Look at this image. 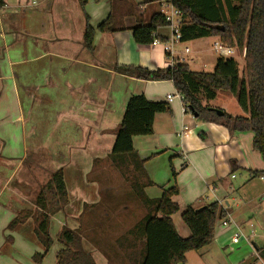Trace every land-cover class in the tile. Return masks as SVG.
<instances>
[{
    "label": "crops",
    "instance_id": "crops-1",
    "mask_svg": "<svg viewBox=\"0 0 264 264\" xmlns=\"http://www.w3.org/2000/svg\"><path fill=\"white\" fill-rule=\"evenodd\" d=\"M25 1L29 0H0V158L3 161L15 160L12 170L8 173V179L23 165L28 150L44 156L40 167L48 166L46 170L49 178L52 172L62 169L67 189L68 163H58L53 156L62 154L64 148L67 149L66 154H69V149L73 152L77 149V154H84L86 146L89 148L86 140H91L93 147H103L104 159L109 164L103 160L102 170L107 172L109 169H115L119 173L107 159V155L111 152L127 99L132 94H142L148 101L165 102L168 106L167 111L154 116L150 135L132 138L133 150L143 162V168L152 183L144 187L145 195L149 199H155L161 195L162 188L177 187L178 193L173 197V201L178 205L179 211L171 215V220L176 232L183 238L188 237L190 232L181 220V212L187 206L199 208L212 202L218 203L241 233L240 241L231 244L230 238L236 229L233 225L223 226L220 219L217 220L212 241L198 251L187 252L183 264H190V258L191 264H241L243 259L232 262L230 255L236 258L242 255L246 247L252 250L254 260L264 264V249L257 248L252 241L256 229L250 222L251 217L246 216L247 213L242 215L246 208L240 209L239 205L235 204V207L240 209L237 212L233 211L230 205L236 198V193H240L243 199L246 198L248 187L253 184L255 177L259 176V180L264 181V173H259L264 170V162L251 146L253 134L230 131L223 125L201 121L191 111H187L182 100L177 97L167 101L166 95L177 93L169 80L136 79L115 71V66H142L156 70L166 69L176 63L187 64L185 57L190 53L189 48L184 46L182 51H176L175 46L197 42L200 38L174 42L169 52L172 58L169 59L163 47V43L168 42L171 37L169 27L158 30L157 33L163 41L155 45L136 44L131 35L132 28L148 23L154 13L166 15L160 9L163 5L167 6L166 2H154L156 7L152 9L150 3L141 4V0H105V3H102V0L100 3L90 4L88 23L95 31L92 48L87 50L83 45L85 19L79 12L77 0H44L39 13H31L30 7L24 4ZM146 11L149 12L145 16ZM109 13L114 16L116 29L98 31L96 26L105 20ZM127 15L131 20L126 23L124 20ZM204 38H213L215 41L218 37ZM13 44H16L15 49L10 50ZM229 47L232 49L230 58L235 60L238 73L243 76L244 49L239 51L236 47ZM236 50L238 55H235ZM198 51L201 52L196 48L193 53L199 54ZM190 62L193 60L190 59ZM53 94H56V97H53ZM226 101H230L232 109ZM234 101L236 102L231 94L218 91L214 99L204 101L203 104L212 109H220L231 116H246ZM37 103L40 104L37 107L43 108L40 112L44 123L49 124L55 120L68 126L67 129L63 127L66 133L64 138L68 142L64 141L62 147L57 146L56 153L51 143L39 141L42 134H39L40 129L34 117L29 129L30 134L25 133L26 117L32 116V109ZM94 139L96 143L92 142ZM2 170L3 164H0V171ZM238 170L244 173L241 174L240 180L233 182ZM115 175L117 176L113 179L116 180V188L131 191L129 182L120 173ZM28 181L29 179L25 178L24 183L28 184ZM1 190L2 188L0 195ZM12 194L16 197V209H6L5 213H1L4 208H0V229L3 231L20 210L35 208L31 197L26 200L17 192ZM262 195L264 191L257 193V196ZM71 201L68 197L67 204L62 208L64 211L71 208ZM22 202L25 205H22ZM97 202L98 200L83 201L80 211L76 210L77 221L80 228L83 227L82 234H88L89 239L92 237L91 242H96L102 233L96 228L101 227V223L94 224V219L89 218L98 217L102 222L110 215L106 210H102V216L96 212ZM137 202L142 211L137 208L139 214L136 217L133 211L135 207L122 204L118 206L119 213H128V217H118L116 224L111 223L110 231H105L111 236L110 241L124 254V260L121 255V258H117L118 262L120 260L123 264H133L132 259L127 258L133 240L129 231L145 214V208L138 200ZM24 224L26 222L12 231L15 232ZM87 224H94V233L90 232V226ZM30 228L33 232V227ZM12 231L6 228V234L0 236V250L12 249ZM78 235L80 236L79 232ZM80 240L83 249L89 252L90 242H87L86 247V241L81 238ZM32 241L35 243L37 240L33 237ZM25 245L23 243L22 248H25ZM34 253L29 249L27 254L30 262L26 260V264H32ZM92 257L98 264L95 256Z\"/></svg>",
    "mask_w": 264,
    "mask_h": 264
},
{
    "label": "trees",
    "instance_id": "trees-1",
    "mask_svg": "<svg viewBox=\"0 0 264 264\" xmlns=\"http://www.w3.org/2000/svg\"><path fill=\"white\" fill-rule=\"evenodd\" d=\"M84 6L88 0H78ZM99 2L100 0H94ZM141 0V4L170 2L180 14V41L216 36L223 43L244 49L245 70L238 73L233 58L219 57L212 72L195 71L185 63H176L166 69L150 70L142 66H115V71L136 79L172 82L176 92L182 96L185 109L195 113L204 122L223 125L230 131L251 132V146L264 162V0ZM169 24L162 13L151 15L148 23L131 29L136 44L150 45L153 40L163 41L158 30ZM101 32L114 31L111 14L96 26ZM95 29L85 19L83 45L91 50ZM218 91L231 94L246 116H231L225 112L217 115L204 101L215 98ZM168 110L165 102L148 101L144 95L132 94L126 101L124 113L115 132V139L107 159L129 182L132 194L145 208L143 218L129 231L133 240L127 258L133 264H178L185 262L189 251H198L213 238L214 225L225 216L216 202L199 208L187 206L180 214L189 236L178 235L171 215L179 211L173 201L176 186L162 188L158 198L149 199L144 187L152 185L143 162L132 147L133 136L150 135L152 122L157 113ZM258 173V172H257ZM259 173H264L262 170ZM174 178V172L172 171ZM68 196L62 169L50 174L49 180L34 198L37 211L20 210L8 223L9 230L35 216L33 229L43 252L32 255V264L41 261L51 247L48 235L49 218L61 211ZM8 238V237H7ZM60 248L55 254V264H96L92 254L83 249L78 233L62 227L57 235Z\"/></svg>",
    "mask_w": 264,
    "mask_h": 264
},
{
    "label": "rangeland",
    "instance_id": "rangeland-1",
    "mask_svg": "<svg viewBox=\"0 0 264 264\" xmlns=\"http://www.w3.org/2000/svg\"><path fill=\"white\" fill-rule=\"evenodd\" d=\"M95 2L94 0H88L84 6H81L79 1L78 3V9L82 16H84V19H86L89 9L91 8L90 4H97L100 3ZM44 0H29L25 1L24 4L30 7V12L32 13H39V9H41L43 5ZM92 2V3H91ZM40 3V4H39ZM102 3H105V0L102 1ZM237 3V0L234 1V4ZM33 4V6H32ZM151 8H155L156 4L150 3ZM87 6V8H86ZM161 11H163L165 14L169 13V8L166 5H163L160 7ZM149 11L145 12V16ZM110 14V13H109ZM113 19L114 16L111 14ZM131 19H129V16L127 15L125 18V22H130ZM213 38H200L197 40V42H191V43H184V44H178L175 46L176 51H182L184 46H187L190 50V53L187 54L185 57L186 63L189 65L191 69H194L195 71H203V72H212L215 68L217 59L219 57H222L219 53L215 52L213 49ZM196 44V45H194ZM15 45L13 44L9 49L11 48L14 50ZM200 49L201 52L199 54L193 53L196 48ZM235 55H238V50L235 51ZM196 57V58H195ZM228 57L230 56H223ZM190 59L193 60V62H190ZM57 93V92H56ZM5 98V96H3ZM53 97H56V94H53ZM59 98L60 96L57 95ZM218 100V99H217ZM221 100V98L219 99ZM228 107L232 109V104L230 101H226ZM235 102V101H234ZM236 103V102H235ZM234 103V104H235ZM218 104H220L218 102ZM40 106V104H36L35 107L32 109L33 114L32 116L26 117V123H25V133L28 135L29 129L31 127L32 118L34 117L35 123L37 124L38 128L40 129V133L42 134V138H40L42 143L49 144L51 143L54 148V153H56L55 149L61 146V144L65 141L66 143L68 140H65L64 136L66 133L64 132V128H68V126L60 123L55 122V120L52 123L46 124L43 122V115H41L40 110L43 109ZM72 124H70L71 126ZM53 127V128H52ZM29 138V137H28ZM71 141V140H69ZM79 142L81 140H78ZM92 142L96 143V140H92ZM65 143V144H66ZM86 145L89 146V148L86 146V149L84 151V154H77L76 152L72 151V149H69L68 153L65 152L67 149H62V154H54L53 159L57 161L58 163H68L67 165V171H66V181H67V196L72 199L71 201V208H68L66 211L63 209L60 213H58L56 216L53 215L49 218V226H48V235L52 239L51 247L48 249V251L45 253L41 264H55V253L56 250L59 248V242L57 241V235L59 231L62 229V227H67L69 229H72L79 232L80 238L86 241V247L87 242L90 246L89 252L92 253L93 256H95V259L98 264H123L121 261L117 258H121L124 260V254L122 251L117 249L113 241H110L111 236L105 231H110V225L111 223H115L118 217L121 219L124 217H128L127 215H121L118 210V206H121L122 204H125V206L129 207H135L133 209L134 211V217L137 216L138 211L137 208L141 209V207L138 205V202L135 198V196L132 194L130 190L125 191V189L116 188V180L115 178L119 174L115 169L113 171H110V169L107 172H104L102 170L103 162L109 164L108 161L104 159L103 154V147L100 146V148L91 146V140L85 141ZM102 144V142H101ZM65 146V145H64ZM62 147V146H61ZM88 149V150H87ZM47 151V150H46ZM36 154L32 151L29 152L27 150L25 154V161L23 165L17 169L14 174L8 179V173L12 170V167L14 166L15 160L13 161H3L2 158H0V164H3V169L0 171V189L1 195H0V208L1 213H5L6 209L10 211V209H16V197L12 194L18 193L19 196L23 199L29 200V197H31V202L34 203V198L38 191L41 189V187L47 182L49 175L46 170L48 166H45L46 168H42L41 163L43 162L44 156ZM57 156V158H56ZM104 160V161H103ZM244 173L242 170H238L235 172V175L237 176L234 181H238L241 179V174ZM25 178L29 179L28 184L24 183ZM8 179V180H7ZM7 180V182H6ZM6 182V183H5ZM5 183V186L2 187V184ZM28 185V186H27ZM249 191L246 194V198H242L240 196V193H236V198H234L233 202H230V205L232 207L233 211H240L242 207H245V211L242 212V215L244 213H247L246 216H250V222L254 225V228L256 229V232L254 236L252 237V241L255 243L257 248L264 249V195L257 196V193H260V191H264V181L259 180V176L254 178L253 184L250 185ZM240 200H239V199ZM97 205L95 207L96 212L100 213L102 216L103 211L106 210L110 215L107 219H103L102 222L98 217H90L89 219H94V224L101 223V227H96L97 229H100V232L102 235L101 237H98L96 242H91V239H89V235H83V227L80 228V225L77 221V212L76 210L80 211L81 209V203L83 201L85 202H93L96 201ZM68 201V200H67ZM235 204L239 205L238 207H235ZM22 205H25L22 202ZM31 211H37L36 207ZM4 215V214H2ZM35 216L32 215L31 217L27 218L25 221L26 224L21 225L16 229V231H12V237H13V247L9 251H4L3 249L0 250V264H26V260L30 262V259L28 258L29 249H32V252H43V247L39 242L32 241V238L35 237L32 235V228L36 226L35 223ZM37 217V216H36ZM101 218V217H100ZM9 219V218H8ZM7 219V220H8ZM99 221V222H98ZM24 222V223H25ZM9 223V222H8ZM89 225L88 229L91 233H94L93 231V225ZM8 225V224H7ZM6 228L5 230L0 229V236L6 234ZM80 228V230H79ZM9 230V229H8ZM15 230V229H13ZM19 230V231H18ZM31 231V232H30ZM5 233V234H4ZM105 233V234H104ZM31 235V239H30ZM94 237V236H93ZM1 238V237H0ZM30 239V240H29ZM8 242H10L8 240ZM31 242V243H29ZM23 243H25L26 247L22 248ZM8 247V246H7ZM9 248V247H8ZM93 248V250H92ZM24 250V251H23ZM194 252V251H193ZM244 252V253H243ZM228 254L229 252L226 251ZM27 254V256H26ZM194 254V253H193ZM20 255V258H19ZM121 255V257H120ZM240 257V260L238 258ZM26 258V259H25ZM255 256L252 253V250L249 247H246L242 251V255L233 258L230 255V260L233 261H241L243 259V263L241 264H260L258 261L254 260ZM208 259V258H207ZM190 264H191V258ZM33 263V262H32ZM28 264V263H27ZM31 264V263H30ZM182 264V263H178Z\"/></svg>",
    "mask_w": 264,
    "mask_h": 264
},
{
    "label": "built area",
    "instance_id": "built-area-1",
    "mask_svg": "<svg viewBox=\"0 0 264 264\" xmlns=\"http://www.w3.org/2000/svg\"><path fill=\"white\" fill-rule=\"evenodd\" d=\"M166 3L169 8V13L164 16H165L166 21L169 22L167 27H169L171 31V37L168 42L163 43V47H164V51L168 55L167 57L170 59L172 57H171V53L169 52H171L172 44L174 42H178L180 38L179 26H180L181 20H180L179 11L175 9L171 5L170 2H166ZM159 43H160L159 40L155 39L153 40L151 44L155 45ZM213 49L215 50V52L219 53L221 56H229L232 54V49L229 46H227L225 43H223L219 38H216V40L214 41ZM187 51H188L187 48H185V52ZM176 97L182 100V96L179 95L178 93L174 95L173 94L166 95V100L170 102L172 101L173 98H176ZM220 223L223 226H229V225L234 226V223L232 222L231 218L227 214L223 218L220 219ZM234 228L236 229L235 226ZM240 238H241V233L238 231V229L234 230V233L230 238L231 244H237L240 241Z\"/></svg>",
    "mask_w": 264,
    "mask_h": 264
},
{
    "label": "water",
    "instance_id": "water-1",
    "mask_svg": "<svg viewBox=\"0 0 264 264\" xmlns=\"http://www.w3.org/2000/svg\"><path fill=\"white\" fill-rule=\"evenodd\" d=\"M214 111H215V113L217 114V115H222L223 114V111L222 110H220V109H213ZM193 115L196 117L197 115L195 114V113H193Z\"/></svg>",
    "mask_w": 264,
    "mask_h": 264
}]
</instances>
